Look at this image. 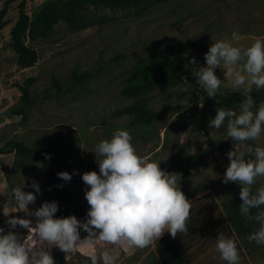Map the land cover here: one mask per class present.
I'll use <instances>...</instances> for the list:
<instances>
[{"label":"rangeland","instance_id":"obj_1","mask_svg":"<svg viewBox=\"0 0 264 264\" xmlns=\"http://www.w3.org/2000/svg\"><path fill=\"white\" fill-rule=\"evenodd\" d=\"M23 1L28 25L21 40L38 53L31 66L18 63L12 45V30ZM2 9L6 13L0 31V226L5 232L9 226L3 209L6 204L8 211L15 206L14 187L24 183V191H35L32 182L39 183L41 191L35 203L28 205L30 210L53 191L46 160L31 154L3 153L9 141L19 140L33 148L63 145L73 153L77 164L60 167L59 172L72 173L66 184L74 199L67 216L84 220L89 205L82 174L99 173L92 150L115 129L123 128L132 134L139 155L161 160L162 169L175 173L192 204V223H187L191 241L212 256H220L215 249L218 236L214 231L209 235V226L216 220L230 226L224 206L241 188L238 183L223 182L229 164L227 152L235 144V150L249 158L248 144L264 147V134L257 141L241 144L226 139V121L220 129L209 127L217 108L235 109L239 104L217 103V98L225 100L241 93L233 92L230 81L222 80L217 97L209 98L187 74L176 85L158 86L137 97H125L120 91L130 72L155 54L179 58L193 76L191 57L197 58L198 66L204 65L212 39H230L233 31L239 33V44L245 47L264 39V0H119L116 6L91 0H0ZM85 72L90 73L88 79L77 83L76 78ZM216 74L224 79L220 68ZM25 85L31 95L27 115L10 116V110L21 103ZM261 101L264 98L256 105ZM133 104L149 108L153 120L134 123L124 111ZM183 175L188 176L184 183L180 181ZM261 186L264 177H258L252 187ZM9 215L29 218L35 224L36 218L22 211ZM15 231L21 238L27 235V229L20 226ZM181 234L175 239H181ZM87 235L80 231L81 239ZM239 241L254 264H264V245L249 242L247 237ZM98 244L81 241L75 255L66 256L56 247L51 252L56 264H90L88 257L100 250ZM115 251L119 253L117 264H134L143 249L117 247Z\"/></svg>","mask_w":264,"mask_h":264},{"label":"clouds","instance_id":"obj_2","mask_svg":"<svg viewBox=\"0 0 264 264\" xmlns=\"http://www.w3.org/2000/svg\"><path fill=\"white\" fill-rule=\"evenodd\" d=\"M240 39L236 31L230 39H212L204 54L205 64L198 66L197 58L192 56L190 65L196 83L207 97H217L222 80L230 81L232 91L244 97L235 109L217 108L216 115L209 120L211 129H220L226 121V139L243 144L257 141L264 134V101L257 106L251 95L253 89H264V39H256L246 47L239 44ZM217 68L223 71L224 79L216 74ZM199 107L203 103L199 102ZM92 151L96 154L99 173L92 170L82 174L89 205L87 218L55 216L58 211L55 200L44 201L30 210L28 205L35 203L41 191L39 183L32 182L35 191H24V183L14 187L15 206L8 211L6 204L3 209L9 231L0 226V264H56L53 247L66 256L75 255L80 252L81 241L99 242L100 250L88 257L90 264H117V247L143 249L165 232L173 237L187 232L191 200L181 190L175 173L160 167L161 160H149L138 154L130 131L115 129L110 138L101 140ZM247 153L249 158L235 150V144L227 152L229 164L223 182L241 185L239 212L246 221L259 225L247 239L264 245V186L255 191L252 187L258 177H264V147L248 144ZM57 176L65 182L72 179L68 171L58 172ZM17 211L35 217L34 226L29 218L9 215ZM17 226L27 229L25 237L21 238L15 231ZM81 230L88 234L85 239L80 238ZM215 249L226 264H240L234 239L218 235Z\"/></svg>","mask_w":264,"mask_h":264},{"label":"trees","instance_id":"obj_3","mask_svg":"<svg viewBox=\"0 0 264 264\" xmlns=\"http://www.w3.org/2000/svg\"><path fill=\"white\" fill-rule=\"evenodd\" d=\"M94 4H105L116 6L119 0H91ZM6 10H0V31L4 25V17ZM28 25V15L26 13L25 2L19 4V20L12 30V45L17 54V61L22 66H31L38 60V53L35 48L26 45L21 40V32ZM184 74H187V79L194 84H197L194 77L189 75L187 69L182 61L177 58H170L166 54H155L149 59L143 61L139 66L134 68L128 77V82L125 84L120 93L125 97H137L145 94L158 86H172L176 85ZM90 73L85 72L76 78L77 83H81L88 79ZM23 93L21 103L17 107L10 110V116L27 115V109L31 105V95L29 85L22 87ZM251 95L257 103L264 98V89L256 91L253 89ZM244 97L240 94H233L227 99L222 100L217 98L218 103L225 101L228 104L239 103ZM216 100V101H217ZM126 113L133 117L134 123L151 122L154 118L153 112L143 104H133L125 108ZM5 152H16L19 155L31 154L46 160V170L49 184L53 189L46 201H58V211L55 213L57 217H66L69 211V205L73 201V195L69 191L65 181L61 180L57 173L60 167H72L77 164V160L70 150H67L60 145L53 148V146H44L33 148L26 143L19 140L9 141L3 148ZM50 156V159L46 158ZM188 180L187 175L181 177V182L184 183ZM62 185V187L60 186ZM257 188H253L255 191ZM239 194L232 197L224 206V213L239 237L245 239L251 232L259 227L258 223L254 221H246L239 212V204L241 203ZM42 204V203H41ZM40 204V205H41ZM38 205L36 208H38ZM255 209L252 210L253 214ZM245 247V246H244ZM246 249V248H245ZM247 251V249H246ZM248 253V252H247ZM249 256V254H248ZM56 259V256H54Z\"/></svg>","mask_w":264,"mask_h":264},{"label":"crops","instance_id":"obj_4","mask_svg":"<svg viewBox=\"0 0 264 264\" xmlns=\"http://www.w3.org/2000/svg\"><path fill=\"white\" fill-rule=\"evenodd\" d=\"M187 223H192V220L188 219ZM229 227L231 225L219 224L216 220L213 225L210 224L209 226V235L214 231L216 237L223 235L234 239L240 255V264H254L233 228ZM198 228L200 227L198 226ZM205 230L206 228L202 231L204 232ZM191 240L188 232L182 233L181 239L178 240L165 232L158 240L143 248V252L134 264H226L225 261L220 259V256H212L209 250H202Z\"/></svg>","mask_w":264,"mask_h":264}]
</instances>
